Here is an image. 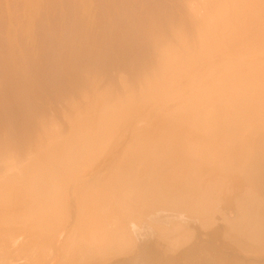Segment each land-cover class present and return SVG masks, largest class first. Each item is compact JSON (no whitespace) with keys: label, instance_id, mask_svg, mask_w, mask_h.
I'll return each mask as SVG.
<instances>
[{"label":"bare ground","instance_id":"bare-ground-1","mask_svg":"<svg viewBox=\"0 0 264 264\" xmlns=\"http://www.w3.org/2000/svg\"><path fill=\"white\" fill-rule=\"evenodd\" d=\"M21 1L22 30L8 10L6 98L22 120L0 123V264H264V0H185L165 33L153 19L141 31L151 60L109 81L74 64L99 37L92 0H73L83 30L61 63L73 86L37 117L21 45L42 53L31 31L48 1Z\"/></svg>","mask_w":264,"mask_h":264},{"label":"rangeland","instance_id":"rangeland-1","mask_svg":"<svg viewBox=\"0 0 264 264\" xmlns=\"http://www.w3.org/2000/svg\"><path fill=\"white\" fill-rule=\"evenodd\" d=\"M8 0H0V86H1V88H0V92L3 94L1 97V104H0V123H1V125L2 126H9L8 128H12V130H11V132L15 129V132H17V128H18V125L17 124H20V122L19 121H21L22 120V115H20L19 116V114H17L18 113V111H17V109H15L14 110V106L12 105V103L8 100V98H6V97H8V95L10 94V91H9V85H8V83H11V72H10V69H9V66H8V56L9 55H7L8 54V51L7 50H9L8 49V32H11L10 30L9 31H7L8 30V27H10V24L9 23H12V22H10V20H8V16H10V14L12 13V11H13V13L14 14H11V15H13V19H15V20H13V19H11L12 21H14L13 22V25L14 26H16V24L15 23H18L17 24V26H20V28H21V26H23L24 24H25V18L23 17V12H21V11H23V4L22 5H20L21 4V0H13L12 1V3H11V1H9V4L10 5H12V8L11 7H9V4H8V2H7ZM15 1V2H14ZM19 1H20V4H18L19 3ZM45 1V0H44ZM48 1V5H46L45 4V2H44V5H45V7L43 6V7H41V9H40V12H39V14H38V17H37V20L35 21L36 23L34 24V29H33V27H32V30H34L33 32L34 33H32V31H31V34L32 35H34V41L37 43V42H39V43H37V47L39 48V52H42V53H40L39 55L37 54V55H34V54H29V52L27 53V48L26 49H24V47H26L25 45H24V43L21 45V47L23 48V52L24 53H22L23 54V56H25V57H23L24 58V63H23V60H22V62H21V65H22V63H23V65H22V68H26V70H25V68L23 69V71H24V75H26V77H27V81H28V84H27V88L28 89H26L25 88V93L26 94H30V96L32 97H30V100H31V105H30V108H28L27 109V111L30 113V111H31V114H29L28 113V115L27 116H29V117H32V115H34V117H37V115L38 116H40L41 114L42 115H44V114H46V113H50V109H52V107L54 106L53 104H56L55 106H56V108L59 106V107H61V106H63L64 105V103L62 104V103H60V100H62L60 97H62V98H64L63 96H66V94H64L65 92H67V95H68V93H70L69 92V88H71L73 85L72 84H70V85H72L71 87H68V86H70L69 84H68V82H69V80H70V77L69 76H71V74H72V76H71V78L73 77V73H71V72H65V70H68V68L65 66V62H63V64L62 65H64V66H62L61 65V63H62V61H65V59L67 58V56H66V53H67V51H68V45L70 44V42H71V40L75 37H78L81 33H82V31L81 30H83L82 29V27H83V25L81 26V25H79L80 23V19H79V15H80V13L78 12L79 10H78V7H77V5L75 4V2H73V0L71 1V0H54L55 2H54V5H53V0H47ZM58 1V2H57ZM62 1V2H61ZM68 1V2H67ZM75 1V0H74ZM169 1V2H168ZM173 1H174V3H173ZM181 3H180V2ZM52 2V3H51ZM164 2V3H163ZM183 2H185V0H92V10H94V11H92V13L91 14H93L91 17V20L94 18V21H95V23H94V21H93V23H94V25L96 24V26H94L95 27V29H93L94 30V33L92 32V35L93 36H95V37H99L98 39H99V45H98V47H99V52L98 53H93V54H89V52L88 53H86L87 51H85V54L83 53L82 54V56L80 55L75 61L77 62H74V64H78V65H80L82 68H84V69H88L87 67H89V65H90V67L89 68H91V69H93L92 70V72H94V70H95V68H98V69H96L95 71H100V72H102V71H104V74H106V72H107V74L106 75H104L103 74V72L100 74V75H103L104 76V78H105V80L107 81L109 78V80H113L115 77H116V75L118 76V75H120L121 73H122V71H125L126 72V70L127 69H131V67L133 68V67H136V69L138 68L137 67V65H138V63H140L139 65L140 66H142V65H146L150 60H151V56H152V54H151V52H152V49H151V47H153V46H150L151 44L149 43V41H148V39H146L145 37V35L144 34H146V32L145 31H147V30H145L144 32V34L142 33L143 32V30L146 28V23L148 22V20H152L153 19V21L155 20V24L157 23V24H159L158 26H161L160 28H161V30L162 31H164V33H165V30H164V27H166V25H167V23H177L181 18H180V16L181 15H179V14H181V12H182V10L181 9H183V7L181 8L180 7V5H183L184 3ZM4 3H7V9H5L6 10V12L4 11L3 12V10H4V7L6 6V5H4L3 6V4ZM49 3H51L50 4V6H51V8L53 9V10H51V8H49L50 6H49ZM60 3H63L62 5L60 4ZM65 3H67V4H65ZM97 3V4H96ZM110 3V4H109ZM131 3V4H130ZM183 3V4H182ZM65 4V5H64ZM178 4V5H177ZM177 7H176V6ZM3 6V7H2ZM22 6V7H21ZM49 6V7H48ZM64 6V7H63ZM65 6H67V8L65 7ZM169 6V7H168ZM16 7H17V9H16ZM19 7V8H18ZM48 7V8H47ZM54 7V8H53ZM60 7V8H59ZM108 7H109V9H108ZM3 8V9H2ZM22 8V9H21ZM71 10H70V9ZM181 8V9H180ZM11 9H13L12 11H10ZM45 9V10H44ZM51 11H50V10ZM59 9V10H58ZM63 11H62V10ZM65 9V10H64ZM73 9H74V11H73ZM98 9V10H97ZM154 9V10H153ZM157 9V10H156ZM178 9V10H177ZM8 10L11 12H8ZM48 10V11H47ZM76 10V11H75ZM78 10V11H77ZM145 10V11H144ZM153 10V11H152ZM161 10V11H160ZM57 11V12H56ZM109 11V12H108ZM111 11H113V13H111ZM163 11V12H162ZM175 11V12H174ZM180 11V12H179ZM18 12V13H17ZM75 12H77V13H75ZM157 12V13H156ZM165 12H169V13H165ZM172 12V13H171ZM4 13H10V14H6V16H7V20H8V23H6L7 21L5 20V15L3 16L2 14ZM41 13V14H40ZM53 13L55 14V15H53ZM57 13V14H56ZM59 13V14H58ZM79 13V14H78ZM140 13H142L141 15H140ZM165 13V14H164ZM45 14V15H44ZM48 14V15H47ZM75 14V15H74ZM105 14V15H104ZM138 14V15H137ZM153 14V15H152ZM158 14V15H157ZM162 14V15H161ZM61 15V16H60ZM107 15V16H106ZM112 15V16H111ZM134 15V16H133ZM42 16V17H41ZM48 16V17H47ZM55 16V17H54ZM71 16V17H70ZM74 16V17H73ZM105 16V17H104ZM115 16V17H114ZM137 16V17H136ZM139 16H141V18L139 17ZM23 17V18H22ZM54 17V18H53ZM64 17H66V18H64ZM96 17V18H95ZM97 17H99V18H97ZM108 17H109V19H108ZM144 17V18H143ZM153 17V18H152ZM3 18V19H2ZM50 18V19H49ZM62 18V19H61ZM74 18H76V19H74ZM104 18H106V19H104ZM110 18H111V21H110ZM115 18V19H114ZM140 18V19H139ZM159 18V19H158ZM162 18H164V19H162ZM166 18V19H165ZM169 18V19H168ZM173 18V19H172ZM179 18V19H178ZM46 19V20H45ZM70 21H69V20ZM135 19V20H134ZM5 22H4V21ZM49 20H50V22L51 23H49ZM75 20V21H74ZM115 20V21H114ZM143 20V21H142ZM172 20V21H171ZM177 22H176V21ZM39 21V22H38ZM138 21H139V23H138ZM168 21V22H167ZM4 22V23H3ZM113 24V26H112V24ZM141 22V23H140ZM24 23V24H23ZM78 23V24H77ZM82 23V22H81ZM6 24V25H5ZM20 24V25H19ZM44 24H45V26H44ZM48 24H50L49 26H48ZM74 26H73V25ZM109 24H111V25H109ZM72 25V26H71ZM78 25V26H77ZM117 25V26H116ZM147 25H148V23H147ZM12 26V25H11ZM115 26L117 27V28H115ZM119 26H121L119 29L120 30H118V27ZM142 26V27H141ZM144 26H145V28H144ZM163 26V27H162ZM3 27V28H2ZM13 27V26H12ZM75 27H77V28H75ZM85 27H86V25H85ZM15 28V29H14ZM19 28V29H20ZM23 28V27H22ZM22 28H21V30H22ZM56 28V29H55ZM71 28H73V29H71ZM113 28H114V30H113ZM142 28V29H141ZM144 28V29H143ZM10 29H11V27H10ZM12 29H14V30H16L17 29V27H13ZM40 29V30H39ZM77 29V31H73V30H76ZM116 29V30H115ZM127 29V30H126ZM147 29V28H146ZM14 30H13V32H14ZM21 30H19V31H21ZM52 30V31H51ZM101 30V31H100ZM105 30V31H104ZM50 31V32H49ZM80 32V34H75V33H79ZM113 31V32H112ZM127 31H128V33H127ZM140 31V32H139ZM142 31V32H141ZM161 31V32H162ZM58 32V33H57ZM63 32V33H62ZM72 32V34H70ZM100 32V33H99ZM104 32V33H103ZM112 32V33H111ZM4 33H5V35H4ZM12 33V32H11ZM10 33V34H11ZM18 33V31L16 32L15 31V34H17ZM20 34H21V32H19ZM37 33V34H36ZM49 33V34H48ZM69 33V34H68ZM96 33V34H95ZM107 33V34H106ZM110 33H111V35H110ZM140 33V34H139ZM163 33V32H162ZM163 33V34H164ZM41 34V35H40ZM58 34V35H57ZM74 34V35H73ZM97 34H99V35H97ZM129 34H131V35H129ZM36 35H38V36H36ZM46 35V36H45ZM73 35V36H72ZM82 35V34H81ZM107 35V36H106ZM124 35V36H123ZM127 35H128V37H127ZM135 35V36H134ZM18 36H21V35H18ZM44 38H43V37ZM69 36H71V37H69ZM103 36V37H102ZM142 36V37H141ZM145 36V37H144ZM80 37V36H79ZM115 37H119V38H116L115 39ZM122 37V38H121ZM127 37V39L125 40V38ZM38 38V39H37ZM42 38V39H41ZM52 38V39H51ZM63 38V39H62ZM69 38V39H68ZM144 38V39H143ZM104 40L103 42H102V40ZM109 39L112 41L111 43L113 44V45H111V43H108V42H110L109 41ZM118 39V41H119V39L121 40V42L120 43H118V44H120L119 46L117 45V42H114V41H116ZM141 39V40H140ZM37 40H39V41H37ZM65 40V41H64ZM101 40V41H100ZM106 40H108V41H106ZM144 40V41H143ZM67 41H69V43L67 42ZM132 41V42H131ZM54 42V43H53ZM59 42V43H58ZM127 42V43H126ZM146 42V43H145ZM52 43V44H51ZM66 43H67V45H66ZM104 43V44H103ZM108 43V44H107ZM123 43V44H122ZM149 43V44H148ZM51 44V45H50ZM56 44V45H55ZM102 44V45H101ZM116 44V45H115ZM137 44V45H136ZM148 44V45H147ZM24 45V46H23ZM59 45V46H58ZM64 45H66V46H64ZM104 45V46H103ZM108 45V46H107ZM61 46V47H60ZM103 46V47H102ZM112 46H115V47H113L114 49H116V46L117 47H119L121 50L123 49H126V50H124V51H126L128 54L126 55L127 56V58L129 59H122V58H119V59H121L123 62V64L121 63V65H119L120 64V61L118 60V58H117V56H116V58H115V56H113V55H115V53H113L114 51H112V49L113 48H111ZM121 46H122V48H121ZM124 46H126V47H124ZM143 46V47H142ZM103 49H102V48ZM128 47H130V48H128ZM58 48V49H57ZM134 48V49H133ZM136 48V49H135ZM149 49V51H148V49ZM41 49V50H40ZM43 49V50H42ZM57 49V50H56ZM60 49V50H59ZM105 49V50H104ZM108 49V50H107ZM111 49V50H110ZM129 49V50H128ZM22 50V49H21ZM61 50H62V52H61ZM104 50V51H103ZM55 51V52H54ZM60 51V53L58 54V52ZM142 51H143V53H142ZM151 51V52H150ZM101 52V53H100ZM134 54H133V53ZM136 52V53H135ZM27 53V54H26ZM48 53V54H47ZM55 53H57L58 54V56H57V54L55 55ZM113 53V54H112ZM131 53V54H130ZM139 53V54H138ZM26 54V55H25ZM101 54V55H100ZM112 54V55H111ZM117 54V53H116ZM130 54V55H129ZM146 54V55H145ZM29 55V56H28ZM30 55H31V57H30ZM34 55V56H33ZM61 55L63 56V55H65L64 57H62V59H61ZM89 55V56H88ZM133 55H134V57H133ZM60 56V57H59ZM86 56V57H85ZM99 56H101V57H99ZM125 56V57H126ZM137 56V58H135ZM138 56L139 57H144L148 62L146 63V61L144 62V63H146V64H142L141 62H143V58H142V61H136V59L137 60H140L139 58H138ZM146 56V57H145ZM43 58V60H42V58ZM66 57V58H65ZM112 57V58H111ZM131 57H132V59H131ZM151 57V58H150ZM35 58V59H34ZM60 59V61H59V59ZM64 58V59H63ZM90 58V60H88ZM135 60H134V59ZM147 58H150V59H147ZM33 59V60H32ZM81 59V60H80ZM98 59H99V61H98ZM114 59H116V60H114ZM144 59V60H145ZM4 60V61H3ZM26 60V61H25ZM32 60V61H31ZM40 60V61H39ZM100 60H102V62L100 61ZM132 60V61H131ZM33 61H35V62H33ZM42 61V62H41ZM91 61V62H90ZM93 61V62H92ZM105 61V62H104ZM116 61H118L117 63H116ZM134 61H136V62H138V63H136V62H134ZM31 62V63H30ZM83 62V63H82ZM88 62H90L89 64H88ZM131 62V63H130ZM135 63V64H137V65H130V64H132V63ZM35 63V64H34ZM56 63V64H55ZM58 63V64H57ZM94 63H96V65H94ZM115 63V64H114ZM125 63H127L126 65L127 66H129V67H126L125 66ZM38 64V65H37ZM39 64H40V67H39ZM44 64V65H43ZM118 64V65H117ZM29 65V66H28ZM55 65V66H54ZM87 65V66H86ZM92 65V66H91ZM98 65V67H96ZM102 65L104 66V69L106 70V72H105V70L103 69V67H102ZM123 65V68L121 67ZM5 66V67H4ZM31 66V67H30ZM38 66V67H37ZM41 66H42V68H41ZM52 66V67H51ZM95 66V67H94ZM71 67V66H70ZM70 67H69V71H70ZM5 68H6V70H5ZM29 68H31V69H29ZM55 70H54V69ZM58 68V70L56 71V69ZM66 68V69H65ZM113 68H114V71H113ZM119 68V69H118ZM40 69V70H39ZM65 69V70H64ZM108 69V70H107ZM122 71H121V70ZM126 69V70H125ZM134 70H135V68H133ZM133 69H131L130 71H132ZM36 70V71H35ZM128 70V71H129ZM39 71V72H38ZM88 71H91L90 69L88 70ZM109 71V72H108ZM128 71L126 72V73H128ZM27 72H28V74H27ZM31 72V73H30ZM35 72V73H34ZM37 72V73H36ZM119 72H121V73H119ZM124 72V73H125ZM41 73V75H39ZM66 73V74H65ZM68 73H70V75L68 74ZM96 74H98L99 72H95ZM34 74V75H33ZM123 74V73H122ZM28 75H29V80H28ZM37 75H38V77H37ZM61 75L63 76L62 78H61ZM66 75V76H65ZM111 75H114V78L112 79L111 78ZM33 76V77H32ZM58 76H60L59 78H58ZM102 76V77H103ZM7 78H8V80H7ZM32 78V79H31ZM42 78V81L40 80V86H41V89L38 91L37 89H39L40 87H39V82H36V81H38L39 79H41ZM53 78V79H52ZM56 78V79H55ZM58 78V79H57ZM74 78H76L77 79V77L76 76H74ZM68 81H67V80ZM55 80H56V82H55ZM108 80V81H109ZM46 81V82H45ZM78 81H80V82H82L81 81V79L80 80H78ZM75 82V84L76 83H79L80 84V82ZM7 84H6V83ZM49 82H51V83H48ZM58 82V83H57ZM67 82V83H66ZM37 83H38V88H37ZM43 85H42V84ZM55 83H57V84H55ZM83 83V82H82ZM45 84V85H44ZM47 84V85H46ZM51 84V85H50ZM55 84V85H54ZM74 84V83H73ZM6 85V86H5ZM49 85V86H48ZM65 85V86H64ZM66 85H67V88H66ZM32 86V87H31ZM43 86V87H42ZM50 86L52 87V89L50 88ZM59 86V87H58ZM64 86V87H63ZM76 86H79L78 84L76 85ZM3 87H5V88H3ZM35 87V88H34ZM46 87H47V89H46ZM57 87V88H56ZM42 88H43V90H42ZM50 88V89H49ZM54 88H56V89H54ZM61 90V92H60V90ZM74 88V87H73ZM70 89V91H71V95L75 92V88L74 89ZM1 89H4V90H1ZM45 89V90H44ZM68 91H67V90ZM7 90V91H6ZM34 90V91H33ZM49 90V91H48ZM51 90V91H50ZM54 90V91H53ZM74 90V92H72ZM2 91H5V92H2ZM32 91V92H31ZM41 91V92H40ZM44 91V92H43ZM53 91V92H52ZM59 91V92H58ZM64 91V92H63ZM8 92V93H7ZM40 92V93H39ZM59 94H58V93ZM1 93H0V95H1ZM35 93H37V94H39V95H37V94H35ZM43 93V94H42ZM55 93V95H53ZM6 94V95H5ZM33 94V95H32ZM42 94V95H41ZM58 96H57V95ZM63 94V95H62ZM35 95H37V96H39V97H37V96H35ZM44 95V96H43ZM52 95H53V97H52ZM60 95V96H59ZM5 96V97H4ZM35 96V97H34ZM56 96H57V98H56ZM70 96V95H69ZM38 98V100L39 99H41V100H37L36 99V102H35V98ZM7 99L6 101L7 102H4L5 103V105L3 106V102H2V100L3 99ZM49 98V99H48ZM53 98H56V99H54V100H52ZM58 98H60V100H58ZM66 98H67V96H66ZM45 99V100H44ZM50 100H52L51 102H50ZM65 99H63V101H64ZM4 101V100H3ZM42 101V102H41ZM54 101H55V103H54ZM62 101V102H63ZM44 102H45V104H44ZM37 103V104H36ZM32 104H33V106H32ZM41 104V105H40ZM43 104H44V106H43ZM62 104V105H61ZM6 105H7V107H6ZM36 105V106H35ZM38 105V106H37ZM1 106H2V108H1ZM12 107V108H10L9 109V107ZM42 106V108L40 109V107ZM52 106V107H51ZM54 106V107H55ZM3 107H5L6 109H7V111L9 112V111H11V112H13L11 115L9 114V113H6V109H4ZM53 107V108H54ZM58 107V108H59ZM5 110V112H4V110ZM9 109V110H8ZM13 111H12V110ZM33 109V110H32ZM47 109V110H46ZM36 110V111H35ZM42 110V111H41ZM15 111H17V112H15ZM33 111H34V113H33ZM46 111V113H43V112H45ZM2 112V113H1ZM38 112H40V113H38ZM9 114L8 116L7 115H4V114ZM3 114V115H2ZM17 117V115H18V117L17 118H15V116ZM7 117L6 119H7V121L5 122V118L4 117ZM10 116H14L13 118L11 117V118H9ZM26 116V117H27ZM2 117H3V119H4V121H3V119H2ZM19 117H20V119H19ZM25 117V118H26ZM9 119H11V121H9ZM19 121H18V120ZM24 119V118H23ZM14 120V121H13ZM15 121H18V122H15ZM4 123V124H3ZM10 124V125H9ZM16 125H17V127H16ZM24 124H21V126H23ZM11 126V127H10ZM7 127H6V130H8L7 129ZM14 132V131H13Z\"/></svg>","mask_w":264,"mask_h":264}]
</instances>
